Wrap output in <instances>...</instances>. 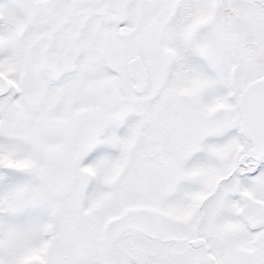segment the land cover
Listing matches in <instances>:
<instances>
[{
    "label": "snow or ice",
    "instance_id": "obj_1",
    "mask_svg": "<svg viewBox=\"0 0 264 264\" xmlns=\"http://www.w3.org/2000/svg\"><path fill=\"white\" fill-rule=\"evenodd\" d=\"M0 264H264V0H0Z\"/></svg>",
    "mask_w": 264,
    "mask_h": 264
}]
</instances>
